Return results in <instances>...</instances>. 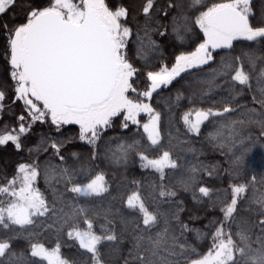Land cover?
Segmentation results:
<instances>
[{
	"label": "snow or ice",
	"instance_id": "1",
	"mask_svg": "<svg viewBox=\"0 0 264 264\" xmlns=\"http://www.w3.org/2000/svg\"><path fill=\"white\" fill-rule=\"evenodd\" d=\"M18 2L0 0V18L12 12ZM24 2L27 7L22 21L17 22L13 12L11 24H0L7 44L12 103L23 105L16 118L18 131L0 135V146L11 143L17 152H23L26 145L22 137L37 123L48 124L57 132L62 126L76 125L79 140L91 146V158L96 160L98 142L113 126L114 118L122 117L121 128L128 129L129 124L140 126L139 114L147 113L149 119L142 127L148 145L161 153L158 158L149 159L140 151L139 141L120 142L105 155L119 165L135 151L144 167L159 174L160 183H154L147 196L137 190L122 199V207L131 215L120 214L124 227L118 234L111 210L97 208L93 200L109 193L104 173L93 175L83 164L79 169L66 166L61 150L72 141L42 137L38 144L27 147L29 154L37 153V159L18 163L7 183L0 184V264H76L62 257L59 243L49 249L31 239L35 233L57 228L78 244L85 264H107L101 246L115 250L128 237L131 247L124 264H264V192L256 188L255 176L250 183L230 179V198L223 200L219 193L213 197V190L199 184L196 175L201 171L210 177L219 175L215 166L192 165L187 169L191 175L174 182L171 176L175 173L170 176L165 169L182 166L162 143L161 113L146 102L182 73L205 71L204 66L223 53L217 67L196 78L187 97L190 104L203 105L207 100L213 106L187 111L181 117L183 138L177 139L187 144L191 136L202 134L203 125L211 123L213 130L207 138L213 147L227 148L230 159L225 171L238 178L251 147L257 141L264 143V17H256L253 0H140L135 27L130 21L131 9L123 3ZM153 33L174 37L181 44L193 36L199 42L194 50L176 55L171 68L164 64L158 71L148 70L147 86L140 91L135 87L140 69L130 58L129 49L135 43V56L147 62L159 52ZM234 41L248 42L247 50L231 55ZM242 95H249L253 106L241 104L238 98ZM185 98L178 92L176 101ZM6 99L5 91L0 90V112ZM253 128L258 132L256 140ZM49 151L59 158V165H41L39 153ZM188 151L195 154V149ZM41 175L51 188V200L36 186ZM190 188L194 201L203 203L202 198H207L210 207L218 206L222 213V219L204 225L208 232L181 217L185 209L176 197L179 190ZM250 188L253 191L249 194ZM20 237L28 239V247L17 251L14 241ZM205 237L211 244L207 252L200 253L197 241Z\"/></svg>",
	"mask_w": 264,
	"mask_h": 264
},
{
	"label": "trees",
	"instance_id": "2",
	"mask_svg": "<svg viewBox=\"0 0 264 264\" xmlns=\"http://www.w3.org/2000/svg\"><path fill=\"white\" fill-rule=\"evenodd\" d=\"M37 3H45L46 0H36ZM207 2V0H206ZM109 5H118L123 3L130 7L131 15L130 21L133 22L135 27L134 18L136 16V8L139 6L140 0H107ZM158 3H166V0H158ZM27 5L24 0H19L15 9L9 12L4 17L0 18V24L9 23L13 21V12L15 13V19L17 22L23 20V9ZM253 9L257 18L264 17V0H253ZM170 31V29H169ZM153 39L159 43V52L149 57L147 62L143 59H139L135 56V43L129 49V56L135 65L140 69L135 78V87L140 91H144L147 82L145 79L146 72L148 70L158 71L161 66L167 64L169 68L175 62V56L181 52H190L194 50L196 43L199 41L195 36L191 39H186L183 44L178 42L174 37L169 36L160 37L158 33H153ZM248 42L235 41L234 49L230 50L231 55H239L241 52L246 51V45ZM6 39L3 32H0V90L5 91L6 101L4 111L0 112V135L7 133H14L18 131L19 122L16 119L22 114L23 105L21 103H12L13 93L11 89V78L9 75V66L7 63L6 56ZM259 48V45L256 46ZM221 55L216 56V60L210 66H204L205 71L201 72L198 69H193L189 73H182L181 76L177 77L168 87H160L155 93L151 100L146 102L150 103L155 111H158L162 115V136L164 139L162 143L168 148L173 155V158L177 159L178 163L182 166L178 169H165V172L171 176L175 173V176H171L174 182H178L183 178H187L191 175L187 171L192 165L199 166L201 163L208 165L209 167L215 166L219 175L215 173L210 177L203 171L197 173L199 184L209 187L213 190V197L219 193L223 200L225 196L230 198V188L228 184L230 179H235L238 183H250L252 177L256 178V188L259 191L264 192V143L257 141L250 149L245 159V166L241 170V174L238 178L230 177L226 169L229 168L230 153L227 148L221 150L220 148L213 147L208 140V132L213 130L211 123H206L202 126V134L200 136H191L187 144L181 143L177 137L183 138L184 125L181 117L190 109L197 107L207 108L213 106L209 101H205L203 105L199 102L196 104H190L187 97L192 94L193 88L196 84V78H203L208 74L210 68H215L219 65ZM231 57H229L230 59ZM191 81V84L189 83ZM183 93L185 99L176 101L177 93ZM134 95V94H133ZM227 95V93H223ZM215 98H219L216 96ZM241 104L247 102L251 105V97L249 95H242L239 98ZM220 107V105H214ZM140 120V126L129 124L128 129L121 128L122 117L114 118L113 126L107 130L104 137L99 141L100 153L96 160H92L91 153L92 148L87 143L79 140V130L76 125L62 126L60 132H57L54 127L48 124L37 123L32 126L31 131L22 137L26 148L23 152H17L9 143L7 146H0V184L7 183V179L11 178L14 173L15 167L20 162H32L37 159V153L29 154L27 147H31L38 144L42 137L51 135L53 138L67 141L71 140V143H65L61 150V155L64 156V164L70 168L79 169L83 164L89 172L93 175L96 173L103 172L106 181L109 186V193L104 198H93L95 206L99 209L111 210L112 214L116 217L115 224L117 225V233L119 234L124 225L121 223L120 214H128L127 208L122 207V199L126 200L128 195H131L134 191L139 190L142 195L147 196L152 190V185L159 184V174L151 168L144 167V162L139 159V156L135 151L130 152L126 161H121L119 165L112 163L106 158L105 153L109 149L115 150L116 146L120 142L125 144L139 141L138 148L140 151H144L149 159L158 158L161 154L155 149H152L148 145L147 136L143 131L142 124L147 122L149 117L142 115L138 118ZM219 119V118H216ZM253 139L256 140L258 135L257 129L251 130ZM189 148L195 149V154L188 151ZM73 153L76 155L73 156ZM41 165L51 163L53 165H59L61 161L51 151L48 153L41 152L38 156ZM79 178V177H78ZM54 183V181H53ZM36 186L44 193L46 198L52 199V191L48 184L45 183L43 176L38 177ZM56 187H60L56 185ZM226 190V191H225ZM253 189H249V194ZM198 193V188L196 189ZM68 196H72L71 193H66ZM176 199L182 201V207L185 209L181 213L182 219L192 226L200 228L204 232H208V229L204 228V225L211 224L217 219H222V213L219 207L211 208L207 198H202L205 202L200 203L192 199V189L184 192L179 190ZM148 206L151 207V201L149 200ZM88 206H91L89 202ZM167 208L168 205H163ZM197 220H190L189 217H196ZM93 219H96L93 217ZM102 222V221H101ZM100 223H96L95 230L98 232ZM131 225H129V229ZM31 239L33 242L43 243L47 248L53 249L57 243L61 245V255L63 258L69 261H75L76 264H85L81 260L82 250L79 249L78 244L74 240H69L66 231L61 234L59 228L56 230L40 231L35 233ZM131 237L125 239L122 243L115 246V250L111 247L102 245V253L107 264H124V257L127 256L130 245ZM211 244V240L208 237L197 241V251L205 253ZM28 247V239L20 237L14 241V248L17 251L26 249ZM46 264V262H45Z\"/></svg>",
	"mask_w": 264,
	"mask_h": 264
},
{
	"label": "rangeland",
	"instance_id": "3",
	"mask_svg": "<svg viewBox=\"0 0 264 264\" xmlns=\"http://www.w3.org/2000/svg\"><path fill=\"white\" fill-rule=\"evenodd\" d=\"M235 42V41H234ZM163 87V86H162ZM158 90V89H157ZM142 115H145L146 117H148V114L147 113H140L139 114V116H138V118L140 117V116H142ZM78 127V126H77ZM8 134V133H7ZM11 134H14V133H11Z\"/></svg>",
	"mask_w": 264,
	"mask_h": 264
}]
</instances>
